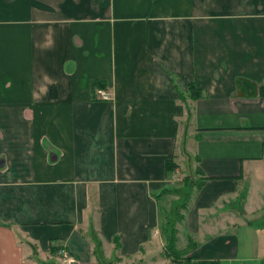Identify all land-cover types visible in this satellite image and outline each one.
Here are the masks:
<instances>
[{
	"label": "crops",
	"instance_id": "obj_1",
	"mask_svg": "<svg viewBox=\"0 0 264 264\" xmlns=\"http://www.w3.org/2000/svg\"><path fill=\"white\" fill-rule=\"evenodd\" d=\"M171 159L208 178L177 227L192 264L249 260L233 230L247 250L264 232V0H0V264H159Z\"/></svg>",
	"mask_w": 264,
	"mask_h": 264
},
{
	"label": "trees",
	"instance_id": "obj_2",
	"mask_svg": "<svg viewBox=\"0 0 264 264\" xmlns=\"http://www.w3.org/2000/svg\"><path fill=\"white\" fill-rule=\"evenodd\" d=\"M93 84V83H92ZM96 85V83H94ZM179 97L183 101L194 102L196 100L204 98L203 91L196 88V86L191 83L185 93H179ZM178 166L173 159L166 161L165 171L166 177H172L175 174ZM196 175L199 177L194 179L195 182L190 188L191 178L185 176L182 178L181 191H173L169 188H164L159 193L153 195L154 199L158 204V229L160 236L163 241L164 249L161 255L164 258L170 260L171 264H192L191 260L188 258V254L197 247V243L194 242L189 236L187 244L184 248L179 249L177 247L178 243V225L182 224L185 219V214L188 211V206L195 194L204 185L208 178L204 177L202 173L197 172ZM186 191L190 192L187 194ZM187 195V196H186ZM169 196H176L177 201H169L166 198ZM183 197V200H178ZM244 198L240 199L239 204H243ZM186 232V231H185ZM185 237H187L185 235ZM51 255H58V248H50ZM202 264V263H199Z\"/></svg>",
	"mask_w": 264,
	"mask_h": 264
},
{
	"label": "rangeland",
	"instance_id": "obj_3",
	"mask_svg": "<svg viewBox=\"0 0 264 264\" xmlns=\"http://www.w3.org/2000/svg\"><path fill=\"white\" fill-rule=\"evenodd\" d=\"M185 175V174H184ZM187 176V175H185ZM183 178V172H178L177 174H175L174 178H172L170 181H168V186L167 188L173 190V191H181L182 187H181V180ZM191 178V183H190V188H192V190H194V188L192 187V185L195 183L193 180L195 179L193 177V175H190ZM187 194H190V192L186 191ZM251 195L253 197L258 198V195L256 194V190L253 191L251 193ZM187 196V195H186ZM245 197V196H244ZM169 201H177L176 196H169L166 198ZM247 199V197H246ZM178 200H183V197L181 199ZM240 203V199L238 200V204ZM244 204V202H243ZM237 206V205H236ZM229 230L230 227H228V224L224 223V231L226 232V230ZM227 230V231H228ZM236 235L239 236V240H240V252L243 253L244 255H250L251 258L243 263H238V264H264V232L262 233V230L259 231H255V230H251V237L253 239H255V246L253 249L251 250H247V241H246V237H244L245 233V229L244 227H240V229H234L233 230ZM255 232H256V237H255ZM185 239L182 235L181 241ZM177 247L180 249L182 247L181 242H179V244H177ZM98 255H100L98 253ZM158 255H156L154 258L158 260L159 264H171L170 260L167 258H164L163 256H158V258H156ZM45 259V260H44ZM100 261H103L102 264H119L117 261L114 260H104L102 255H100V257L98 258ZM148 258V261L143 262V264H149L150 261ZM37 264H62L61 263V259L58 257V255H52V258H49L47 255L43 256L41 259L38 257L36 260ZM77 262V261H76ZM81 263V261L79 262ZM138 263V262H137Z\"/></svg>",
	"mask_w": 264,
	"mask_h": 264
},
{
	"label": "built area",
	"instance_id": "obj_4",
	"mask_svg": "<svg viewBox=\"0 0 264 264\" xmlns=\"http://www.w3.org/2000/svg\"><path fill=\"white\" fill-rule=\"evenodd\" d=\"M96 98L102 101H109L111 99V96L106 91L99 90L96 93ZM58 257L61 259L62 264H73L74 263V259L72 255H70L69 251H67L64 248H60L58 250Z\"/></svg>",
	"mask_w": 264,
	"mask_h": 264
}]
</instances>
